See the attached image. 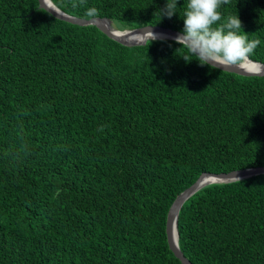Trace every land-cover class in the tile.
Wrapping results in <instances>:
<instances>
[{"label": "trees", "instance_id": "trees-1", "mask_svg": "<svg viewBox=\"0 0 264 264\" xmlns=\"http://www.w3.org/2000/svg\"><path fill=\"white\" fill-rule=\"evenodd\" d=\"M165 0H53L117 29L179 32ZM264 64V0H230ZM186 58V60L184 59ZM191 59V60H187ZM264 166V76L200 65L172 39L124 45L37 0H0V264H180L167 208L201 172ZM192 264H264V174L180 206Z\"/></svg>", "mask_w": 264, "mask_h": 264}, {"label": "clouds", "instance_id": "clouds-1", "mask_svg": "<svg viewBox=\"0 0 264 264\" xmlns=\"http://www.w3.org/2000/svg\"><path fill=\"white\" fill-rule=\"evenodd\" d=\"M230 0H188L184 9L183 29L174 37V41L187 49L190 57H194L200 65L212 68L241 67L251 63V56L260 44L259 40H249L242 30V21L237 13L226 18L218 11L222 4ZM45 10H54L53 0H43ZM177 0H165L164 7L159 9L160 16L171 18L176 12ZM95 7L88 8L85 16H97ZM140 35V34H139ZM141 37L152 41L157 35L150 31ZM186 60V58L184 57ZM191 60V59H187ZM242 70V69H241Z\"/></svg>", "mask_w": 264, "mask_h": 264}, {"label": "water", "instance_id": "water-1", "mask_svg": "<svg viewBox=\"0 0 264 264\" xmlns=\"http://www.w3.org/2000/svg\"><path fill=\"white\" fill-rule=\"evenodd\" d=\"M37 7L45 10L46 6L43 5V0H37ZM44 7V8H42ZM48 14L52 15L55 18L73 23L78 25H91L96 28L99 32H101L106 37L119 42L124 45H137L143 44L147 39L145 37H141L139 41H126L125 38L131 35H142L146 31H152L157 35L156 39H172L180 33L177 30H173L170 28H164L157 25H140L132 28H123L117 29L109 24V21L106 18H82L74 15L67 14L56 7V12L54 10H45ZM107 21L108 24L104 25L102 21ZM252 64H255L256 69L248 70L244 66L241 67H219L218 69L234 73L240 76H264V64L258 61L251 60ZM242 69V70H241ZM264 174V166H256V167H248L241 169H234L227 172H219V173H207L201 172L197 178L183 190L175 195V197L170 202L166 215H165V223H164V233L165 239L168 249L171 251L173 256H175L180 264H192L187 258L183 256L181 251L177 245V231H176V219L177 213L182 205V203L195 191H197L202 186L209 183H221V182H230L243 178H247L250 176ZM174 232V236H173Z\"/></svg>", "mask_w": 264, "mask_h": 264}, {"label": "bare ground", "instance_id": "bare-ground-1", "mask_svg": "<svg viewBox=\"0 0 264 264\" xmlns=\"http://www.w3.org/2000/svg\"><path fill=\"white\" fill-rule=\"evenodd\" d=\"M102 23L104 24V25H107L108 24V22L107 21H102ZM125 40L126 41H139V40H141V36L140 35H131V36H129V37H126L125 38ZM246 69H248V70H252V69H256V65L255 64H252V63H248V64H245V65H243ZM173 236H174V232H173ZM175 237V236H174Z\"/></svg>", "mask_w": 264, "mask_h": 264}]
</instances>
